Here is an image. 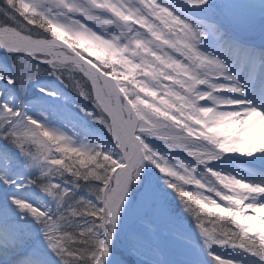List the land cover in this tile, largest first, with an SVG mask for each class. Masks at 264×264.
<instances>
[{
	"label": "snow or ice",
	"instance_id": "1",
	"mask_svg": "<svg viewBox=\"0 0 264 264\" xmlns=\"http://www.w3.org/2000/svg\"><path fill=\"white\" fill-rule=\"evenodd\" d=\"M49 2L58 11L43 9L45 0H3L0 46L41 54L73 92L92 101L98 114L88 115L107 127L120 151L114 158L110 151L78 146L0 100V161L13 170L0 172V264H200L202 251L214 264H237L213 246L244 250L257 258L253 264H264V184L207 166L226 153L264 154V111L236 107L244 101L220 95L243 89L222 82L225 65L198 49L206 35L201 23L161 0ZM185 5L214 21V0ZM225 19L264 34V2L241 0L227 8ZM88 22L118 32L102 34ZM149 136L188 152L204 171L153 151ZM145 161L166 174L202 244L163 198L147 193L139 226L122 246H113L129 185ZM21 165L39 174L17 183L13 175ZM193 185L196 190H188ZM80 188L95 200L78 197Z\"/></svg>",
	"mask_w": 264,
	"mask_h": 264
},
{
	"label": "rangeland",
	"instance_id": "2",
	"mask_svg": "<svg viewBox=\"0 0 264 264\" xmlns=\"http://www.w3.org/2000/svg\"><path fill=\"white\" fill-rule=\"evenodd\" d=\"M178 1L180 3H185V0H182V1L180 0H177V1L176 0H161L162 3H164L165 5L169 7H174L176 11L178 12H181V13L186 12L185 10L183 11L180 6H178L179 4ZM214 2L218 6L216 9V16H222L223 20L226 21L224 22L225 24H227L226 27L234 31L235 29L234 25L235 24L238 25L237 23L239 22H234L235 24L228 22L225 19V12L227 8H229L230 6H235L238 4L234 3L233 0H214ZM42 8L48 9L47 7L44 8L43 5H42ZM220 9H221V13H218V10ZM195 14L198 15L200 13H195ZM188 16L192 17L190 14H188ZM197 20H198V23H201V26L203 25V29L206 32L205 38L208 40L207 42L206 39L203 38V40L201 41L203 43L202 50H201L202 53L210 57H215L216 59H219L225 66L239 65L242 67H246V65H244L245 63H241V60L247 59L248 54H254L258 58V61L256 62L257 65L255 66L256 68L255 70H253L255 71L254 75L258 77V81L261 84L264 82V74H263L264 72V50H261L259 52H255L254 49L247 50L243 46V44L239 43L237 40L234 39L237 43L236 48L238 52H236L235 50H232L228 58H226V55L224 54L225 52H223L220 55H217L212 50V48L214 47V44L219 42V40H221L222 42H225L227 40L231 41L233 37L228 36L227 39H226V36L221 37L219 30H217L213 26H210L206 22H204L203 19H197ZM88 23L90 27L94 25L93 28L96 31H99L101 28H105L102 25H98L92 22H88ZM242 27L245 28L243 24H242ZM106 28L108 29L107 31L109 33L118 32L117 31L118 29L115 26L106 27ZM250 33H255L256 35H258L259 39L261 40V43L264 44V39H262L264 34H261L258 30L255 32H252L245 28V34H250ZM221 46L222 45H218L220 49H221ZM38 57L39 56L34 57V60L36 59L38 61L43 62ZM238 58L240 59L239 61L237 60ZM20 65L22 69V79L19 80V83H21L24 87H27L28 82L34 71L33 70L34 65L32 61L30 60H21ZM246 70H248V67H246ZM0 73L2 75H7L10 73V71L6 68L5 64L1 61V59H0ZM3 80H4L3 78H0V92H3V95H0V99L7 100V102L13 104L16 107H22L23 111H25L28 115L35 114L36 117L34 118L38 120H39V117H41V114H45L47 118L45 119L44 123L54 129H57V130H60L66 133L69 137L72 138V140L74 141L76 145L78 146L82 145L89 149L99 150V151H104V152L110 151L113 154V157H116L119 151L116 145L114 144L115 142L112 140V138L109 135H107L106 133L108 131L107 127L103 123H101L99 120H98L99 123L96 126H93L95 121L92 120V117L88 115L89 113L88 103L89 102L83 96L79 94H74L73 92H72V95L68 98L56 96V94L52 95L53 92L56 93L55 88H57V86L54 85L55 88L50 87V90L47 92L49 96L48 97L49 101L43 107L41 105H39V107H35L37 105L35 100L37 99H34L32 102L27 103V105H24V104H20L21 102L17 100V98L14 95H12L10 92H7L6 94L5 86H4L5 80L4 81ZM168 83H172V82H168ZM4 96L6 97L4 98ZM79 102H82V104H79ZM79 105L82 108L79 109ZM90 112L94 114H98L97 109L90 110ZM57 114L61 116L57 119V121H55V115ZM80 139L82 141H80ZM146 142L149 143L153 151L158 152L161 155H164L166 158L173 159L174 161H177V162L183 161L186 166L190 168H194L197 173L204 171L205 166L201 164L200 162H196L197 160L195 158L192 159L191 158L192 156L189 155L188 152L182 149H178V148L170 150L163 140L157 137H154V136L147 137ZM222 156L229 157L230 153L223 154L220 157ZM220 159L221 158L209 161L207 166L211 167L212 165V168L214 169V166L219 165L218 160ZM0 164L3 166V169L5 172L6 171L11 172L10 170L11 166L9 167V164H7L5 160L3 162H0ZM197 168H199V170ZM234 170L238 174H243L241 171H239L236 168ZM28 172L29 171L27 168V173ZM26 177H27V174L25 175L22 169H17V171H15V174L13 175V179H15L17 183H24L27 180ZM196 187L197 186H194V185L189 186L188 190L195 191ZM169 188L170 187L168 186V183H167L166 174L161 173L159 168H157L151 161H145L139 172L138 179L133 181V193L131 195L130 204L129 206L126 205L122 210V212L125 214L124 222H127V213H130L129 218L131 219V223L133 222V224L135 225V226L133 225L134 227L132 229L137 228L139 226L137 222L136 224L134 222L136 219L138 220V217L140 215V208H141V204H142V200L144 196L147 193H151L153 195L163 198L167 202L169 208L171 209L175 217L178 219V221L184 224L190 230L192 236L195 238V241L197 243L202 244L199 231L196 228V225H195V222L192 216L185 210L183 205L179 203L172 204L171 200L178 201L180 199H179L178 194L174 193L175 191L172 192L171 194L168 190ZM20 194L26 195L27 193L21 191ZM204 194L209 195V193H207L206 191L204 192ZM213 198L217 199L219 202V198L215 197L214 194H213ZM39 199L41 203L46 202L43 199V194H41V198ZM88 199L93 200V201L95 200L94 196H92L91 193ZM122 245H123L122 240L116 230V232L114 233V238H113V246L120 247ZM212 251L213 252L217 251L220 254H222V256L232 259L233 261L237 260V258H238V261H240L239 258L241 254L237 250L235 251V249L232 247L213 246ZM253 259L254 258H252L251 260ZM200 264H214V262L208 256L207 252L202 251L200 254Z\"/></svg>",
	"mask_w": 264,
	"mask_h": 264
},
{
	"label": "bare ground",
	"instance_id": "3",
	"mask_svg": "<svg viewBox=\"0 0 264 264\" xmlns=\"http://www.w3.org/2000/svg\"><path fill=\"white\" fill-rule=\"evenodd\" d=\"M233 2L236 4H239L241 2V0H233ZM261 2H264V0H258V3H261ZM225 72H226V76L222 82H227V83H237L238 82L240 87L247 85L249 87V90H248V92H244V93L243 92L236 93V92H231V91H225V92L220 93V95L227 97V98L240 99L242 101H244V99L251 101V102L244 101L243 105L236 106V107L247 106V107H257L258 108V105H260V103L257 102L255 99V96H254L255 90L251 86H249L246 81L242 80L238 76V74L236 73V71L234 69L227 68V69H225ZM229 76L234 77L235 79L234 80H228L227 77H229ZM202 87H204V86H202ZM262 111H264V110H262ZM230 154L232 156L236 157L237 159L239 158V159H242L244 161L251 163L253 168H257V169L261 170V173L257 177V180H255L256 178L254 176L248 177V178H244L242 176H237L238 178L246 180V181L251 182V183L264 184V177L262 176V175H264V164H262L260 162L261 158L264 157V154L255 153L251 156L246 155V154H242V153H230ZM220 169L225 171L226 173H231V174L235 175V173L232 171L231 168L228 169V168L221 167ZM129 196H130V192L127 193L125 200H124V203L128 201Z\"/></svg>",
	"mask_w": 264,
	"mask_h": 264
}]
</instances>
